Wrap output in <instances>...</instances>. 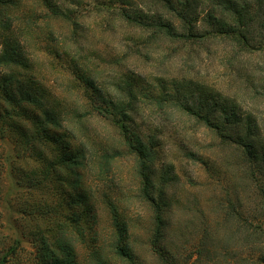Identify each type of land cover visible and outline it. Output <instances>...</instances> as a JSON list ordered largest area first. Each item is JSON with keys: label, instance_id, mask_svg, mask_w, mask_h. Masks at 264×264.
<instances>
[{"label": "rangeland", "instance_id": "1", "mask_svg": "<svg viewBox=\"0 0 264 264\" xmlns=\"http://www.w3.org/2000/svg\"><path fill=\"white\" fill-rule=\"evenodd\" d=\"M19 1L27 16L15 24L18 37L28 45L26 52L37 59L36 71L49 80L66 107L92 108L94 103L74 80L79 66L112 94L118 93L114 83L123 76H136L142 90L171 87L179 79L196 93L206 91L237 110L235 120L223 119L221 132L173 102L155 105L143 96L133 101L136 120L131 130L143 135L153 149L150 168L154 195L164 212L161 244L168 251V263L151 240L155 211L140 193L138 157L111 119L95 116L77 124V141L90 154L117 150L121 154L112 163L107 183L94 178L98 158L82 168V189L99 216V246L91 253L88 246L77 244L78 264H130L114 251L117 230L108 210L110 199L118 204L127 243L143 264H247V257L264 255V241L255 244L257 236L247 232V219L264 226L262 153L248 158L246 149L234 141L247 136L250 120L248 134L263 139L255 149L263 152L264 51L202 32L175 41L164 34L152 35L151 30L136 29L111 11L97 8L104 0H85L75 9L73 21L48 22L40 16L43 0ZM27 21L38 25L31 28ZM259 25L258 37L264 35ZM146 37L156 40L149 43ZM13 150L8 137L0 139V264H38V244L32 233L41 222L25 212L33 199L30 190L18 183Z\"/></svg>", "mask_w": 264, "mask_h": 264}, {"label": "trees", "instance_id": "2", "mask_svg": "<svg viewBox=\"0 0 264 264\" xmlns=\"http://www.w3.org/2000/svg\"><path fill=\"white\" fill-rule=\"evenodd\" d=\"M84 2L43 0L39 15L45 22L51 19L73 21L75 9ZM97 5L136 29L151 30L156 36L164 34L172 41L191 38L202 32L203 36L224 37L249 50L264 51V35L258 37L255 30L258 23L264 30V0H104ZM21 10L19 0H0V139L8 137L13 143L12 158L16 162L18 183L31 192L33 204L25 207V212L41 222L32 233L38 244V264H78L77 244L88 246L90 251L99 246V216L87 190L82 189V168L92 158H98L99 169L94 178L107 183L112 163L121 154L118 150L90 154L81 141H77L75 126L95 116L111 119L125 138L130 152L138 157L140 193L155 211V233L151 240L168 263L171 261L168 251L161 244L165 231L164 212L154 195L155 181L150 168L153 149L143 135L131 130L136 120L133 101L143 96L155 105L173 102L184 113L221 132L225 130L223 119L235 120V106L230 107L206 91L196 93L186 80L179 79H175L178 82L171 87L161 85L142 90L136 76H123L114 83L118 93L112 94L108 89L104 90L96 78H91L85 68L77 66L80 72L74 80L78 82V89L91 95L94 103L92 108L66 107L64 100L52 90L49 80L36 71L37 59L26 52L28 45L18 37L21 35L15 24L18 20L26 21L24 15L27 16ZM36 24L38 22L27 21L31 28ZM200 27L205 29L200 31ZM155 37L156 40L158 37ZM145 40L149 43L155 41L150 37ZM249 126L250 120L246 126L247 136L234 141L246 149L248 158H257L258 153H262L264 161V149L263 152L255 150L259 145L257 142L262 143L263 139L248 134L252 127ZM261 189L264 193V187ZM119 209L118 204L110 199L108 210L117 230L113 244L115 254L130 264H143L127 243V227L121 220ZM248 220L247 232L250 236H257L255 244L261 245L264 241L261 238L264 236L263 223L254 224ZM247 264H264V255L247 257Z\"/></svg>", "mask_w": 264, "mask_h": 264}]
</instances>
